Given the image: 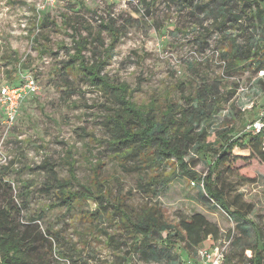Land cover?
I'll use <instances>...</instances> for the list:
<instances>
[{
    "label": "rangeland",
    "instance_id": "1",
    "mask_svg": "<svg viewBox=\"0 0 264 264\" xmlns=\"http://www.w3.org/2000/svg\"><path fill=\"white\" fill-rule=\"evenodd\" d=\"M196 3L0 0V86L19 84L29 76L38 85V91L21 105L15 122L0 113V208H12L19 224L37 225L59 238H52V247L46 242L36 247L33 263L111 264L129 247L120 250L115 242L109 243L107 233L116 232L117 223L107 215L93 219L91 213L97 209L93 198L69 209L52 206L56 193L46 191L49 175L41 167L49 161L61 179H72L75 190H81V185L96 190L100 181L111 203L124 200L135 211L155 206L173 224L181 215L203 214L219 232L199 247H220L223 264H247L255 233L245 236L236 219L214 202H205L198 185L181 175L158 194L145 190L141 184L154 172L137 156L123 163L104 142L112 97L93 85L79 67H64L75 52L73 36H81L90 41L83 52L86 64L102 59V75L125 84L138 105L155 102L166 109L170 103H185L184 97L195 95L204 82L218 84L220 110L211 129L234 128L233 135L247 139L246 124L264 107V85L259 83L263 75L255 66L226 67L221 53L229 39L212 25L210 16L196 9ZM108 23L120 32L109 57L112 36L101 26ZM205 28L211 33L207 35ZM227 35L242 40L234 29ZM233 155L239 158L222 170L219 186L233 207L247 212L258 231L264 232V158L240 147L234 148ZM208 161L200 160L196 167L202 176L209 173ZM166 169L171 173L174 166L168 164ZM185 247L179 244L183 256L176 264H204L196 249Z\"/></svg>",
    "mask_w": 264,
    "mask_h": 264
},
{
    "label": "trees",
    "instance_id": "2",
    "mask_svg": "<svg viewBox=\"0 0 264 264\" xmlns=\"http://www.w3.org/2000/svg\"><path fill=\"white\" fill-rule=\"evenodd\" d=\"M195 5L204 16H210L212 25L226 33L229 39L224 42L221 53L226 67L240 70L245 66H255L264 78V0H198ZM101 26L112 36L110 49L107 50L109 57V50L119 40L120 32L112 23ZM231 29L242 36L240 42L237 37L227 35ZM205 30L207 35L211 33ZM73 43L75 52L64 67L68 70L79 67L93 85L106 90L113 99V107L104 122L107 133L104 142L112 156L123 163L131 157H139L154 172L146 183L141 184L148 192H162L171 179L179 175L195 182L205 202H214L232 219H236L245 236L255 233V247L252 255H246L247 264H264V232L258 231L254 222L247 218V212L233 207L228 193L219 186L222 170L239 158L233 155L234 148H249L264 158V133L246 132L245 139L233 135L234 128L211 129V123L220 110L218 84L204 82L195 95L184 97L185 103H170L166 109L158 108L155 102L150 106L138 105L128 96L125 84L112 82L107 75H102V59L91 66L86 64L83 52L90 43L88 37L73 36ZM259 83L264 85V79H260ZM200 160L210 162L206 176L196 169ZM168 164L174 166L171 173L166 169ZM41 167L46 168L49 175L46 191L54 190L56 193L57 200L53 207L69 209L82 200L93 198L97 204L96 211L91 213L93 219L107 215L117 223V231L111 235L107 233L108 241L115 242L117 247H129L122 251L123 255H117V261L111 264H176L183 256L179 244H184L186 249L197 250L209 236L217 238L219 228L201 213L181 215L177 224H173L155 206L135 211L127 207L124 200L111 203L100 181L96 190L81 185L78 191L74 189L72 179L58 176L54 164L47 161ZM70 170L72 178L77 181L75 173L72 174L74 169ZM12 213V208H0V264H35L31 258L36 247L44 242L52 247V238L59 240L58 235L43 231L37 225L23 226ZM244 263L246 261L239 264Z\"/></svg>",
    "mask_w": 264,
    "mask_h": 264
},
{
    "label": "built area",
    "instance_id": "3",
    "mask_svg": "<svg viewBox=\"0 0 264 264\" xmlns=\"http://www.w3.org/2000/svg\"><path fill=\"white\" fill-rule=\"evenodd\" d=\"M38 91V85L32 76L27 77L19 84H5L0 86V113L10 123L15 122L21 105L28 96ZM246 132L256 134L264 133V107L257 117L249 121L245 127ZM264 139V136H263ZM264 151V142H263ZM195 185V182H192ZM197 253L204 264H221L224 259L223 250L216 246L213 249L197 248Z\"/></svg>",
    "mask_w": 264,
    "mask_h": 264
}]
</instances>
